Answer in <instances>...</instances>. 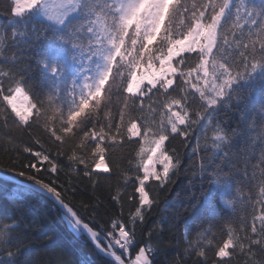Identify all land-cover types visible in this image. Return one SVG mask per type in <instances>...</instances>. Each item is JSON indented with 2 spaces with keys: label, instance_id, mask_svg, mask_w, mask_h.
<instances>
[{
  "label": "snow or ice",
  "instance_id": "snow-or-ice-1",
  "mask_svg": "<svg viewBox=\"0 0 264 264\" xmlns=\"http://www.w3.org/2000/svg\"><path fill=\"white\" fill-rule=\"evenodd\" d=\"M0 16V264H31L37 240L55 264H264V0H0ZM182 175L198 191L145 227ZM37 193L94 259L29 216ZM172 244L182 258L161 259Z\"/></svg>",
  "mask_w": 264,
  "mask_h": 264
},
{
  "label": "trees",
  "instance_id": "trees-1",
  "mask_svg": "<svg viewBox=\"0 0 264 264\" xmlns=\"http://www.w3.org/2000/svg\"><path fill=\"white\" fill-rule=\"evenodd\" d=\"M255 3L259 4L261 0H254ZM6 18L3 16H0V23L4 22ZM257 101L254 98L253 104H256ZM3 145H0V148H2ZM115 155L113 156L114 160H119L121 158V150L117 148L115 150ZM5 158L3 152H0V159ZM107 160V157H106ZM109 167H112V164H109ZM3 173L7 175H11L10 173H6L3 170H0ZM0 183H3V178H0ZM87 183V181H85ZM115 183V180H113V184ZM8 184V191L9 193L15 189V182L14 181H7ZM199 183L197 182L195 187H189L188 185V177L187 176H180L175 185L172 187V189L165 195L164 193H161L159 200L160 203L158 205H155L153 207L152 215L149 217V223L145 227H151L152 222L158 220L162 215L168 217L169 219L174 214V209L171 207L166 208L165 201H172L176 200L177 198L181 202L186 203L187 196L193 192L198 191ZM104 189H98L97 194L103 192ZM132 189H128L127 192L124 194V213L127 214L128 211L132 208L134 202H130L127 199V195L131 193ZM7 193L0 192V205H3L6 203L5 196ZM82 195L87 198L91 195V189L87 190L86 192L82 193ZM81 197L78 196L77 200H79ZM101 199L103 200V196H101ZM40 208H43L47 212V220H45V223L47 225V230L49 235H53L54 239L57 240H65L68 243V251L72 254L76 255H83L87 254L89 258L94 259L95 253L92 251V246L90 244H86L83 242H76L71 241L69 239L71 235V229L68 227L66 222L63 220L61 216V209L57 207V205L51 201L48 197H46L42 193L35 194L34 198V206L29 211V216L32 218H36L38 211ZM185 217H187V220H180L178 222V228L179 232L177 233V236L183 232L185 223H187V226L192 231L193 235L195 234L197 227H198V219H197V213L190 212V213H183ZM0 220H4V217H0ZM10 222V221H8ZM167 223V221H165ZM219 227V222L217 226V231ZM54 245L52 242H48V246L46 247L44 244H41L39 240L35 243H31L28 245L27 249L25 250L26 255L30 258L31 264H55V254L53 252ZM183 254V245L181 244L179 247H177L175 244H172L171 246H168L165 248V250L162 253L161 259L167 258L169 261H171L173 258H182ZM24 256H21L20 259L23 261ZM190 264V260H189Z\"/></svg>",
  "mask_w": 264,
  "mask_h": 264
},
{
  "label": "water",
  "instance_id": "water-1",
  "mask_svg": "<svg viewBox=\"0 0 264 264\" xmlns=\"http://www.w3.org/2000/svg\"><path fill=\"white\" fill-rule=\"evenodd\" d=\"M5 175H7V174H5L2 171H0V178H3Z\"/></svg>",
  "mask_w": 264,
  "mask_h": 264
}]
</instances>
